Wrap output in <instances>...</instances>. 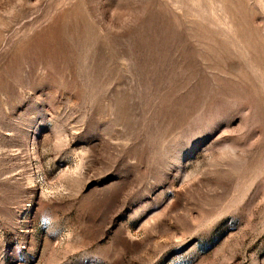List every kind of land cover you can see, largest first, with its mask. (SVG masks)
Returning a JSON list of instances; mask_svg holds the SVG:
<instances>
[{"label": "rangeland", "instance_id": "1", "mask_svg": "<svg viewBox=\"0 0 264 264\" xmlns=\"http://www.w3.org/2000/svg\"><path fill=\"white\" fill-rule=\"evenodd\" d=\"M0 264H264V0H0Z\"/></svg>", "mask_w": 264, "mask_h": 264}, {"label": "bare ground", "instance_id": "2", "mask_svg": "<svg viewBox=\"0 0 264 264\" xmlns=\"http://www.w3.org/2000/svg\"><path fill=\"white\" fill-rule=\"evenodd\" d=\"M81 15V14H80ZM58 21V20H57ZM87 21V20H86ZM52 24V23H51ZM61 26V24H60ZM52 29V28H51ZM57 31V30H56ZM59 31V30H58ZM51 32V31H50ZM59 33V32H58ZM50 35V34H49ZM52 36V35H51ZM46 40V39H45ZM38 41V40H37ZM47 41V40H46ZM39 45V44H38ZM47 45V44H46ZM53 46V45H52ZM55 49V48H54ZM54 53V52H53ZM55 57V56H54ZM96 65V64H95ZM99 65V64H98ZM18 76V75H17Z\"/></svg>", "mask_w": 264, "mask_h": 264}]
</instances>
